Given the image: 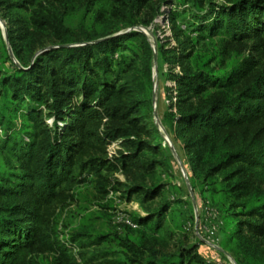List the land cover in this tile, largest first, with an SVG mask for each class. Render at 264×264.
<instances>
[{"label": "trees", "instance_id": "trees-1", "mask_svg": "<svg viewBox=\"0 0 264 264\" xmlns=\"http://www.w3.org/2000/svg\"><path fill=\"white\" fill-rule=\"evenodd\" d=\"M170 1L162 13L169 21L185 11L192 20L178 49L155 39L159 61L179 69L168 74L178 90L175 111H164L161 123L185 153L192 189L198 180L210 185L213 203L206 204L217 211V238L222 234L217 249L231 253L235 264H264V254L241 253L251 239L264 240V71L252 55L226 68L222 58L216 68L217 57L198 48L219 35L235 44L253 38V51L264 53V0H0L13 53L0 27V264H38L34 254L46 250L59 254L50 264H64L73 243L62 244L46 210L73 198L61 186L80 173L164 164L149 157L163 151V137L144 117L152 110L154 51L135 26L147 27L144 11L154 5L161 14ZM44 110L55 129L39 139L49 130L41 127ZM144 134L155 141L141 140ZM118 139L135 150L112 162L93 154H105V145ZM163 188L133 185L128 195L153 200ZM167 215L175 219L164 203L131 221L156 231ZM138 232L136 240L120 238L129 264H215L195 243L159 256Z\"/></svg>", "mask_w": 264, "mask_h": 264}, {"label": "rangeland", "instance_id": "rangeland-1", "mask_svg": "<svg viewBox=\"0 0 264 264\" xmlns=\"http://www.w3.org/2000/svg\"><path fill=\"white\" fill-rule=\"evenodd\" d=\"M213 1L216 5H228L229 0ZM174 3L170 1L169 4L163 6L160 10L161 14L158 15L152 10L154 5L146 9L142 17L150 19L151 23L147 27L137 25L135 28L144 30L151 41L157 38L167 48L178 49L182 43L187 41L185 33L189 31L192 16L185 11L177 16L176 22L169 21L162 13ZM187 5L188 3L185 6ZM0 27L6 28V23L1 19ZM126 30L124 28L119 32L122 33ZM254 45L255 39L253 38L241 44H235L229 42L226 37L217 35L206 41L200 40L198 48H203L209 51L210 55L217 57L216 62L212 64H216V68L219 67V61L222 58L225 60L224 67L226 68L227 65L241 62L252 55L259 60V69L264 71V53L259 54L253 51ZM171 71L178 72L179 69L176 66L173 67L172 63H161L156 56L153 64L152 110L144 114L145 121L149 123L151 129H154L153 125H155L163 137V140L158 141L162 145L163 151L150 154L149 157L156 161H165L164 164H157L151 170L140 166H131L126 171L122 170L119 164L117 169H103L101 174L87 169L80 173L77 182L61 186L64 193L72 195L73 198H69L65 202L54 201L47 208L46 214L58 239L63 242V245L73 243L65 250L67 258H62L64 264H88L91 261L92 264H102L103 262L106 264H129L125 256V248L120 245V238L132 236V239L136 240L139 235L138 231L144 233L149 247L157 251L159 256L176 253L182 245L188 246L195 243L199 246L201 254L215 264L234 261L231 253L229 255L222 254L219 249L211 247L202 240L205 230L216 221L205 212L206 203L208 201L213 203L210 188H206L210 185L205 180H198L195 182V188L190 191V179L183 164L186 159L185 153L180 143L175 142L173 136L161 123L163 112L167 109L174 112L173 105L177 102L176 84L168 77ZM42 114L41 127L49 130L48 133L42 132L39 139L44 134L53 135L55 129L54 117L50 116L46 110ZM6 116H10V114L6 113ZM21 120L19 117L16 119L18 122ZM152 138L153 136L147 134L141 136V140L147 142L155 141ZM134 150L135 147L126 145L122 143L121 139H118L105 145V154L98 151L93 154L112 162L123 159V156L129 155ZM4 159L5 152L0 151V163H3ZM12 164L17 165L16 160H12ZM78 172L77 168L76 173ZM215 179L217 185H220L222 176L219 175ZM133 185H141L146 188L163 185L164 188L160 196L153 200H145L142 195H128V191ZM164 203L170 204L171 210L174 212V220H171L167 215L165 221L156 231L150 229L148 223L140 228H126L123 219L148 217ZM177 225L181 227L177 228ZM84 233L89 236H84ZM98 236H105L101 244H92L90 241ZM218 238L221 241L222 234L219 233ZM250 241L249 246H241L242 255L244 253L264 254V240L251 239ZM230 247L234 248L235 244L231 242ZM34 256L38 264H50L53 258L59 254L46 250L38 251Z\"/></svg>", "mask_w": 264, "mask_h": 264}, {"label": "built area", "instance_id": "built-area-1", "mask_svg": "<svg viewBox=\"0 0 264 264\" xmlns=\"http://www.w3.org/2000/svg\"><path fill=\"white\" fill-rule=\"evenodd\" d=\"M205 212L207 215L210 216V218L216 219L217 221V211L210 207L208 204L205 206ZM216 221L214 222V224H212L210 227H208L205 230V234L204 237H202V240L207 243L208 245H210L211 247L214 248H219V244H218V238L216 236V231H217V224ZM123 222L126 225H129L131 227H135V224L131 221V219H123Z\"/></svg>", "mask_w": 264, "mask_h": 264}, {"label": "water", "instance_id": "water-1", "mask_svg": "<svg viewBox=\"0 0 264 264\" xmlns=\"http://www.w3.org/2000/svg\"><path fill=\"white\" fill-rule=\"evenodd\" d=\"M1 29H2V32H3V36H4V39H5V42L7 44L8 51H9L10 55L13 57V53H12V50H11V47L9 45L8 38H7L6 28H1ZM135 29L140 30L138 28H135ZM140 31H142L143 33H145L147 35V33L144 30H140ZM119 34H121V33H119ZM151 43H152V48H153V51H154V59H153V61H155L156 60V42L154 40V41H151ZM185 178L187 179V177H185ZM189 189H190V191L192 190L191 186H189ZM232 263L235 264L234 261Z\"/></svg>", "mask_w": 264, "mask_h": 264}]
</instances>
